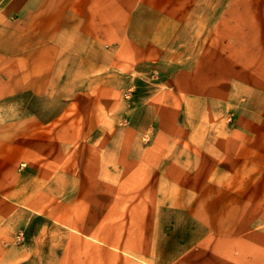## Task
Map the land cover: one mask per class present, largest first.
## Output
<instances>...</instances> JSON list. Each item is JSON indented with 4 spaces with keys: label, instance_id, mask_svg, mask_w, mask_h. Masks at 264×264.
Returning <instances> with one entry per match:
<instances>
[{
    "label": "crops",
    "instance_id": "obj_1",
    "mask_svg": "<svg viewBox=\"0 0 264 264\" xmlns=\"http://www.w3.org/2000/svg\"><path fill=\"white\" fill-rule=\"evenodd\" d=\"M148 4L145 0H0V216L55 215L57 231L64 232L63 227H66L87 236L90 242L85 243L88 245L80 241L79 236L75 235L74 240L105 254L98 262L93 257L83 260L78 258L80 254L76 248L71 257L73 264L80 261L88 264H264V83H251L255 87L254 96L262 103L261 110L251 112L248 109L247 118L238 115L230 144L225 148L221 144L210 146L206 158L192 161L187 155L183 159H165L159 154L150 165L143 160L137 162L139 168L152 169L151 175L141 170L139 178L137 170L136 175L131 176L137 184H148L151 180V188L138 187V190L149 192L146 198L152 200V206L133 209L138 216L136 222L121 229L128 231L126 240L119 243L105 232L109 226L107 217L127 215V210L119 209L118 212L105 208L103 211L94 206L88 208L86 227L80 226L78 221L68 225L60 223L58 217L64 213V202H61L70 177L75 183L71 192L78 198L85 189L80 185L84 184L75 181L78 177L74 174L65 176L59 169L58 163L63 165L65 151L62 141L57 145L59 154L53 159L48 160L43 155V135L48 133L43 128L46 124L55 126L53 123H57L59 114L49 110V113L43 111V115L32 118L23 111V105L25 107L26 98L30 103L33 98L43 107L53 101L62 102L64 95L56 92L48 99L44 94H49L51 88L68 86L65 82L70 77L74 80L75 71L87 74L97 70L95 59L90 58L94 56L96 39L90 32L96 23L103 25V40L111 37L112 24L119 25L116 33L130 41L137 58L143 60L155 54L165 45L161 41L167 40V35L153 32L147 38L130 30L131 25L142 22ZM196 13L197 10L195 15L188 12L189 16H183L178 22L187 25L184 27L187 33L182 38L176 36L175 40H183L186 48L190 47L192 39L191 25L207 21L204 15ZM80 54L86 59L79 58ZM81 61L83 65L80 66ZM101 67L106 65H99ZM83 77L84 81L88 78ZM71 84L68 90L74 95L77 87ZM206 91L197 99L198 110L194 114L190 110L185 112L190 125L202 126L207 121ZM53 120L55 122L50 123ZM65 130L63 127L56 129L54 134L76 136L80 131L73 126ZM44 162L55 167L53 178ZM110 170L106 160L97 170H88V183L94 191L98 181L101 184L111 182ZM127 172L119 170L118 180L126 179ZM103 191L106 193V188ZM196 199L211 201L208 205L215 206L211 210H216L217 222L208 216L201 203L196 208L193 206L192 200ZM89 200V203L95 200V194L89 196ZM53 204L57 207L54 212L49 209ZM151 214L164 217V220L159 218L152 225H145V215ZM99 215L105 216L102 224L95 220ZM166 219L167 223H162ZM258 221H262V227L256 228ZM97 223L102 228L99 229ZM3 224L0 220V264H13L17 261L13 230ZM166 224L167 230L164 229ZM147 227L151 229L150 235L145 234ZM214 228L230 230V237L217 235L216 239L209 240V231ZM101 231L105 234L100 235ZM167 231L173 235H166ZM133 239L135 250L129 248ZM209 242L215 243L216 248L210 256L206 250ZM55 258L57 263L59 255Z\"/></svg>",
    "mask_w": 264,
    "mask_h": 264
},
{
    "label": "rangeland",
    "instance_id": "obj_2",
    "mask_svg": "<svg viewBox=\"0 0 264 264\" xmlns=\"http://www.w3.org/2000/svg\"><path fill=\"white\" fill-rule=\"evenodd\" d=\"M147 2L148 9L142 22L131 25L130 30L132 28L147 38L153 32L167 35V40L161 41L165 45L155 54L143 60L137 58L130 41L116 33L119 25L112 24L111 37L103 40V25L96 23L93 32H90L96 36L94 56L90 58L95 59L97 70L87 74L75 71L74 80L67 78L65 83L68 86L74 83L77 87L73 90L74 95L68 86L51 88V94H44L48 99L56 92L57 95H64L62 102L53 101L43 107L33 98L31 103L26 98L25 107L23 105V111L32 118L43 115V111L49 113V110L59 114L57 123H53L55 126L46 124L43 128V131H48L43 135V155L48 160L53 159L59 154L57 145L62 141L65 151L63 165L58 163L59 169L65 176L74 174L78 177V180H74L84 184L80 185L85 189L78 198L71 192L75 183L70 177L65 198L61 202H64V213L58 217L60 223L68 225L78 221L80 226L86 227L88 208L94 206L103 208V211L105 208L127 210V215L107 217L109 226H106L105 233L119 243L127 238L128 231L121 230L125 228L124 225L134 224L138 218L133 209L152 206V200L146 198L149 192L146 189L142 192L143 187L153 186L149 183L151 180L143 185L137 184V180L131 177L136 175L137 170L139 178L141 170L151 175L152 169L139 168L137 162L143 160L150 165L159 158V154L165 159H183L186 155L190 156L191 161L206 158L210 146L221 144L225 148L230 144L238 115L247 118L248 109L257 112L262 107L261 101L253 94L255 87L251 83H264V0H145ZM196 10V14L204 15L207 21L191 25L192 39L189 41L190 47L186 48L183 40H175L176 36L182 38L187 33L184 28L187 25L178 22L183 16H189L188 12L195 15ZM79 58L84 60L86 56L80 54ZM101 64L106 67L100 69ZM83 76L88 77L86 81ZM205 89L209 102L207 121L202 126L190 125L185 112L198 110L196 102ZM41 97L43 99V95ZM72 126L80 129L76 136L54 134L56 129L63 127L68 131ZM103 160L110 165L111 182L101 184L98 181L94 191L88 183L87 173L89 169L97 170ZM44 163L53 178L55 167L49 162ZM124 165L136 167L124 168ZM119 170L128 171L126 179L118 180ZM138 187H142V190H138ZM103 188H106V193ZM94 194L95 200L89 203V196L93 197ZM143 196L145 199H142ZM192 203L195 208L201 203L208 216L217 222L216 210H211L215 206L208 205L211 201L196 199ZM56 208L54 204L49 205L53 212ZM78 209L82 212L78 213ZM55 218L50 214L0 216L1 223L13 230L17 256L13 264H73L72 252L77 251L80 259L93 257L97 262L103 260L105 254L103 256L99 250H92L78 239L74 240L76 235L81 238L80 241L90 242L87 236L66 227H63L64 232L57 231ZM159 218L164 220V217L157 215H145L144 223L152 225ZM95 220L102 224L105 216H96ZM162 223H167V219ZM260 224L262 221H258L256 228L262 227ZM164 229H169L167 224ZM105 233L101 231L99 234ZM147 233H152L148 227L145 228ZM166 233L173 235V232ZM230 234V230L217 231L214 228L209 231V240L216 239L217 235L230 237ZM134 241H128L133 242L132 247L129 244L133 250L136 249ZM214 244L209 242L206 249L208 256L215 252ZM56 255H59L57 263ZM79 264L88 263L80 261Z\"/></svg>",
    "mask_w": 264,
    "mask_h": 264
}]
</instances>
